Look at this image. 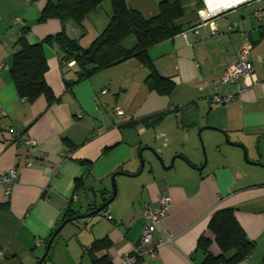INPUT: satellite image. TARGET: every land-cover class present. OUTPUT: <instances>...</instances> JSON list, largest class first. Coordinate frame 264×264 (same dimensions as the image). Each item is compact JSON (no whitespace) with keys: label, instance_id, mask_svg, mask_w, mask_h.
<instances>
[{"label":"crops","instance_id":"0c3cea01","mask_svg":"<svg viewBox=\"0 0 264 264\" xmlns=\"http://www.w3.org/2000/svg\"><path fill=\"white\" fill-rule=\"evenodd\" d=\"M57 1L0 0V264H37L65 212L86 213L93 199L97 206L109 199L113 173H137L139 151L147 145L162 151L167 165L173 156L182 157L169 170L157 163L152 171L146 163L141 174L117 175V195L106 209L110 213L66 224L43 264H122L140 240L145 204L157 206L161 192L171 196L172 206L154 243L167 235L172 241L162 244L155 258L145 254L137 264H203L202 235L211 238L209 250L219 255L208 226L212 214L225 207L236 210L256 243L252 254L236 264H264V17L254 16L264 9V0L223 8L206 21L198 14L202 0H180L183 31L148 53L157 72L174 82L170 94L150 88V69L137 58L70 86L78 68L63 60L55 44L44 51L46 80L58 100L49 104L41 95L31 101L20 95L11 73L19 38L36 44L64 29L87 47L110 21L111 0L91 12L83 28L58 18L39 21L47 3ZM127 1L147 18L159 13L160 0ZM246 43L253 46L259 83L231 103L214 102L216 93L238 92V85L222 84L220 77ZM116 107L125 114L117 115ZM225 132L260 164L247 162ZM204 149L207 162L200 168ZM144 156L152 157L147 150ZM12 169L18 177L7 194L1 177ZM102 240L109 246L90 251Z\"/></svg>","mask_w":264,"mask_h":264},{"label":"trees","instance_id":"16d2710c","mask_svg":"<svg viewBox=\"0 0 264 264\" xmlns=\"http://www.w3.org/2000/svg\"><path fill=\"white\" fill-rule=\"evenodd\" d=\"M104 1L49 2L40 12L39 21L58 18L62 23L72 21L83 28L88 15L99 8ZM111 4L112 13L107 27L87 47H82L79 40L68 35L64 29L46 36L36 44L28 43L25 36L19 38V48L13 57L11 73L21 96L32 101L44 95L49 104L58 100L46 80L49 66L44 51L45 45L55 44L59 46L63 60L66 63L74 62L78 68L77 77L69 84L70 86L102 69L137 58L150 69L147 83L151 89L161 94H170L174 90V82L157 72L148 53L154 45L173 38L183 31V26L179 23L184 15L180 0H160L159 13L150 18L131 8L127 0H111ZM131 39H133L132 43ZM157 116L162 115L153 117L158 118ZM74 215L77 213L67 210L62 221ZM208 231L220 247L221 253L213 255L209 250L211 238L202 235L198 241V248L206 254L203 264H236L247 259L255 249L256 243L248 238L236 217L234 208L225 207L216 210L212 214ZM99 246L109 245L105 240L98 241L90 251L94 252Z\"/></svg>","mask_w":264,"mask_h":264},{"label":"built area","instance_id":"2783aa9c","mask_svg":"<svg viewBox=\"0 0 264 264\" xmlns=\"http://www.w3.org/2000/svg\"><path fill=\"white\" fill-rule=\"evenodd\" d=\"M248 1L243 0L241 2ZM203 4L198 10V14L201 16L202 20L206 21L215 15L222 12L223 8L213 10L208 0H202ZM240 2V3H241ZM238 4V3H237ZM235 4V5H237ZM229 8V7H224ZM254 16L261 20L264 17V9H257L254 13ZM232 29H236L235 25L231 26ZM252 44L246 43L239 50L237 59L228 67H226L220 77V82L222 84H236L238 85L237 93H216L213 95V101L222 105L231 103L240 97V94L246 91L247 89L255 86L259 83V79L256 75L254 62L251 57ZM74 62H71L73 64ZM3 64H0V69L3 67ZM242 82V83H241ZM241 83V84H240ZM107 91V90H104ZM116 113L119 116L125 114L124 109L121 107H116ZM33 161L32 157H29L27 164H31ZM18 177V172L16 169H12L9 173L4 174L1 179L6 185V193L9 194L12 189V184L14 179ZM172 206V198L169 194L161 192L157 198V206L151 204H145L144 206V215L146 221L142 228V234L139 242L135 245L134 250L125 255L121 259L122 264H137L140 259L145 255L149 254L151 257L155 258L157 256L158 248L164 244L172 241L171 236H165L158 243H154V235L159 230L160 226L164 219L169 215L170 209ZM109 219H113L111 214L108 215ZM3 250H0V257L3 255Z\"/></svg>","mask_w":264,"mask_h":264},{"label":"water","instance_id":"95a60500","mask_svg":"<svg viewBox=\"0 0 264 264\" xmlns=\"http://www.w3.org/2000/svg\"><path fill=\"white\" fill-rule=\"evenodd\" d=\"M205 128H210V129H218L217 127H214V126H206ZM202 130V129H201ZM200 130V132H201ZM225 136H226V140L227 142L230 144V145H233V146H239L243 149V156H244V159L251 163V164H260L259 162H256V161H252L250 158H249V151H248V148L245 144L243 143H236V142H233L230 140L229 138V135L225 132ZM147 150L151 153L152 157L150 159H146V157L144 156V151ZM204 154H205V161H204V164L200 167V168H203L207 162V156H206V151L204 149ZM139 157H140V169L137 173H134V174H131L129 172H125V171H116L115 173H113L112 175V187H113V193L111 195V197L107 200H105L101 205L97 206L96 205V198L93 199V203L92 205L90 206L89 210L86 212V213H81V214H77V215H74V216H70V217H67L65 218L62 223L55 229V231L53 232L52 236L49 238L48 242H47V245H46V249L44 251V253L41 255V257L39 258L37 264H43L44 261L46 260L50 250H51V247H52V244L55 240V238L60 234V232L63 230V228L65 227L66 224H68L69 222L71 221H75V220H78V221H82L83 219H90L93 215H96L98 213H110V210L106 211L107 207L110 206L111 202L115 199L116 195H117V183H116V177L117 175H131V176H135V175H138V174H141L146 166V163H149L151 165V169L152 171H155L156 169V164L158 163L163 170H169L173 167L174 165V161L177 157H182L181 155H175L172 157L171 159V162L169 165L166 164L165 162V158H164V154L162 151H159L155 146L153 145H147V146H144L140 149L139 151ZM106 211V212H105Z\"/></svg>","mask_w":264,"mask_h":264},{"label":"bare ground","instance_id":"6f19581e","mask_svg":"<svg viewBox=\"0 0 264 264\" xmlns=\"http://www.w3.org/2000/svg\"><path fill=\"white\" fill-rule=\"evenodd\" d=\"M241 1L243 0H208V3L213 10H217L224 7H231Z\"/></svg>","mask_w":264,"mask_h":264},{"label":"rangeland","instance_id":"374dc122","mask_svg":"<svg viewBox=\"0 0 264 264\" xmlns=\"http://www.w3.org/2000/svg\"><path fill=\"white\" fill-rule=\"evenodd\" d=\"M205 151H206V156L208 157V155H207V149H205ZM204 161H205V154H204ZM116 183H117V181H116ZM117 189H118V186H117ZM81 201H83V198L81 199ZM62 232V231H61ZM60 232V233H61ZM62 240V236H59L58 238H57V240H56V242H55V245L59 242V241H61Z\"/></svg>","mask_w":264,"mask_h":264}]
</instances>
